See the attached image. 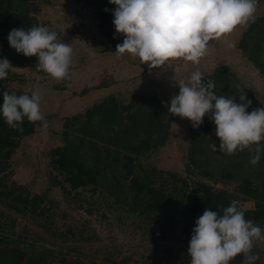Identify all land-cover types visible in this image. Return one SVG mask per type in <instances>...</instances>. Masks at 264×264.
<instances>
[{"label":"rangeland","instance_id":"1","mask_svg":"<svg viewBox=\"0 0 264 264\" xmlns=\"http://www.w3.org/2000/svg\"><path fill=\"white\" fill-rule=\"evenodd\" d=\"M111 7L113 10L116 6ZM13 8L31 14L36 25H46L57 32L59 40L71 45L70 77L56 83H71L73 89L102 84L111 87L112 93L97 104L110 97L115 98L118 106L127 105L136 97L170 101L178 93L179 83H187L192 72L199 70L203 75H212L227 64L264 106L263 75L238 48L253 20L209 41L199 64L178 58L163 66L149 67L130 54L128 58L114 55L115 49L98 29L99 9L95 5L79 0H32L16 3ZM256 17H264V0H257ZM258 36L250 42L251 51L263 47L260 53L264 59V34ZM54 81L40 74L34 65L10 66L0 87L17 94H31L34 84H38L42 94L40 111L45 116L55 111L49 106L50 111L43 113L53 98L44 91L45 86ZM223 82L216 83L215 89L234 87ZM74 93L78 96L84 92ZM226 94L236 96L230 91ZM73 106L74 102L67 105ZM115 110L113 107L109 113H97L90 124L85 117L73 119L67 130L66 119L79 114L61 121L52 117L47 128L37 126L34 134L21 140L10 161L8 181L24 186L33 195H41L42 201L35 215L0 206L14 218L1 219L2 224L9 223L0 225L3 264H25L40 253L48 254L49 262L54 263L67 259L80 264H185L191 260L187 249L194 225L174 221L171 226L165 212L151 210L149 195L131 190L136 178L163 195L176 197L181 207L194 194H200L199 183L211 186L214 191H225L229 203L238 200L242 211L264 203V158L256 165L250 163L256 154L255 145L232 157L223 156L218 145L217 151H213L210 145L217 144L218 138L207 115L201 125L193 127L186 118L171 114L165 141L139 154L127 149L137 144L142 134L132 132L126 138L121 132V142L117 141L119 137L113 138V130L118 129L113 117ZM66 143L80 145L81 161L85 168L94 171L96 184L71 189L66 176L52 168L50 151ZM260 143L264 146V141ZM124 155L135 159L131 167L126 166L127 159L113 163L116 157ZM64 188L70 192L65 193ZM254 223L264 229V221ZM6 239L12 242L7 243ZM252 251L259 254L256 263L264 264V241L255 242Z\"/></svg>","mask_w":264,"mask_h":264},{"label":"clouds","instance_id":"2","mask_svg":"<svg viewBox=\"0 0 264 264\" xmlns=\"http://www.w3.org/2000/svg\"><path fill=\"white\" fill-rule=\"evenodd\" d=\"M115 32L123 36L116 45L114 55L130 54L149 67L163 66L182 58L199 64L209 41L232 32L238 25L255 19L257 0H109ZM107 11V9H106ZM9 46L25 57H36V69L56 80L70 77L73 49L58 39V34L46 25L13 28L7 36ZM12 66L7 57L0 58V81L8 76ZM215 81H205L199 70L192 72L187 83H179L167 111L186 118L193 127L203 123L204 117L215 125L219 140L218 150L228 155L255 145L252 165L264 158V107L253 108L246 94L236 98L217 95ZM29 95L3 91L0 118L12 129L23 131L25 118L40 121L42 128L48 121L40 111L42 94L34 84ZM217 151V144L210 145ZM233 199L222 214L207 207L192 229L187 254L190 264H230L243 254L246 264H254L259 254L253 252L255 242L264 241V229L246 219Z\"/></svg>","mask_w":264,"mask_h":264},{"label":"trees","instance_id":"3","mask_svg":"<svg viewBox=\"0 0 264 264\" xmlns=\"http://www.w3.org/2000/svg\"><path fill=\"white\" fill-rule=\"evenodd\" d=\"M32 0H0V58L7 57L13 67H28L30 65L36 66V57H25L23 54L17 53L9 46L7 36L9 30L13 28L24 27L26 30L33 25V17L26 12H19L13 8L14 4L28 3ZM80 3H86L88 5H95L99 9V25L98 29L100 34L112 45L116 50V45L121 43L123 39H120L121 35L116 34L113 25L112 7L109 0H79ZM107 9V11H106ZM8 30L7 33L4 30ZM259 34H264V17H256L250 24L247 32L244 33L242 39L238 43V48L242 50L245 57L252 62L264 78V59L261 55L263 47L258 46L257 51H251L250 42L253 39L259 38ZM259 45V43H257ZM40 74L48 75L42 70H38ZM205 81L212 79L216 83L232 84L234 87L230 90L227 87H218L215 92H219L217 95H224L226 92L236 93L235 98L245 93L247 98L252 100V105L248 111L253 108L264 107L263 104L258 101L253 92L247 88L239 79L231 68L225 64L218 67L212 75H203ZM8 91L14 93L10 89L0 87V103L3 101L2 93ZM17 94V93H15ZM227 95V94H226ZM229 96V95H227ZM168 99H147L136 97L134 101L129 104L120 105L115 101L114 97H110L108 100L101 104L94 105L91 109H88L84 115L79 114L77 116L66 119L65 128L68 129L73 119L86 118L87 123H91L94 117L99 112H110L113 107L116 108L113 113V117L116 118L115 125L117 130H113V138L118 142H121L122 135L124 137H130L132 132H136L138 135L142 134L140 141L130 146L127 150L135 153H143L153 148L154 144L165 141L169 134V124L171 121V113L167 111ZM120 108V109H119ZM40 121L29 122L26 118L23 121V131L10 128L0 118V206H8L22 212L23 214L35 215L38 213V207L42 201V197L39 194H32L24 186L17 184L15 181H8V169L10 167V161L20 147L21 140L27 136L34 134L36 127L40 124ZM120 135V136H119ZM68 134L64 133V138L67 141ZM219 145V140H216ZM119 144V143H118ZM239 151L228 155L224 152H220L225 157H232L238 154ZM50 163L53 169L62 172L66 176V182L70 185L71 189H77L80 187H87L97 183V178L93 170L85 168L83 161H81L80 145L73 143H66L64 146L53 148L50 151ZM121 159H127L126 166L131 167V163L135 161L133 157L122 156L116 157L114 162L119 163ZM112 163V164H113ZM161 172V171H159ZM131 190L140 194L145 193L149 195L148 206L155 212H165L166 219L171 226H174V221L177 224L185 226L194 225L196 219L203 214L205 208L209 207L218 213L222 214L223 208L227 207L230 203L227 199L225 191H214L213 188L207 184L199 183L198 190L200 194H194L188 199L184 206H180L177 198L173 196H166L161 194L155 188L149 187L144 183H140L137 178L133 180ZM65 193H69L64 188ZM246 219H251L254 222L264 221V203L257 204L253 210H243ZM14 219L4 212L0 208V225L7 226V221L2 224V218ZM7 243H10L9 239H6ZM191 259L190 257H188ZM245 260L243 254L235 256L230 264H244ZM255 264L256 261L254 262ZM25 264H80L77 260L62 259L58 262H49V255L46 253L36 254L30 257ZM185 264H190V260Z\"/></svg>","mask_w":264,"mask_h":264},{"label":"crops","instance_id":"4","mask_svg":"<svg viewBox=\"0 0 264 264\" xmlns=\"http://www.w3.org/2000/svg\"><path fill=\"white\" fill-rule=\"evenodd\" d=\"M122 56H126V58H128L127 53L123 54ZM45 77L50 78L52 80V77L50 75H45ZM56 82H58V80L55 79L54 83L47 84L45 86L46 90L44 89V91H47L48 96L53 98L49 99V101L47 102L48 108H45L43 113L45 112L47 113L48 111H50L49 106L55 110V111H50V112H54L51 113V115L44 116L47 121L49 118L52 117H54V120H60L61 118L64 117H70L73 115L84 113L86 110L94 106V104L103 101L106 98V96H109L110 93H112L111 87L103 84L93 88L84 87V88L73 89L72 87L73 84L71 83L68 85L67 84L61 85ZM57 86H59V88H57ZM81 90L84 93L75 96L76 93L74 92L78 93L81 92ZM72 102H74L75 106H73V108H68L67 105ZM44 103H46V101ZM59 146L62 145L59 144Z\"/></svg>","mask_w":264,"mask_h":264},{"label":"water","instance_id":"5","mask_svg":"<svg viewBox=\"0 0 264 264\" xmlns=\"http://www.w3.org/2000/svg\"><path fill=\"white\" fill-rule=\"evenodd\" d=\"M0 264H3V262L0 260Z\"/></svg>","mask_w":264,"mask_h":264}]
</instances>
